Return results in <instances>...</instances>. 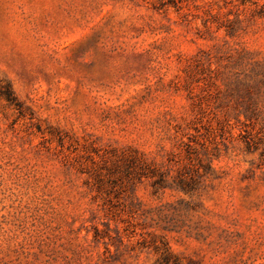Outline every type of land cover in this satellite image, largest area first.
I'll return each instance as SVG.
<instances>
[{
	"label": "rangeland",
	"instance_id": "1",
	"mask_svg": "<svg viewBox=\"0 0 264 264\" xmlns=\"http://www.w3.org/2000/svg\"><path fill=\"white\" fill-rule=\"evenodd\" d=\"M0 264H264V0H0Z\"/></svg>",
	"mask_w": 264,
	"mask_h": 264
},
{
	"label": "trees",
	"instance_id": "2",
	"mask_svg": "<svg viewBox=\"0 0 264 264\" xmlns=\"http://www.w3.org/2000/svg\"><path fill=\"white\" fill-rule=\"evenodd\" d=\"M2 93L5 95V97L7 98V100L9 102H13L15 100V96H13L12 92L6 91V92H2Z\"/></svg>",
	"mask_w": 264,
	"mask_h": 264
}]
</instances>
